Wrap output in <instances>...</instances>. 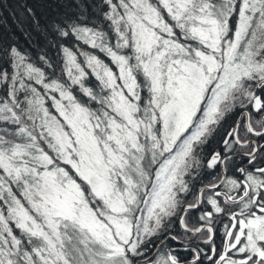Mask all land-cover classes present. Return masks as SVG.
Segmentation results:
<instances>
[{
  "label": "snow or ice",
  "instance_id": "snow-or-ice-1",
  "mask_svg": "<svg viewBox=\"0 0 264 264\" xmlns=\"http://www.w3.org/2000/svg\"><path fill=\"white\" fill-rule=\"evenodd\" d=\"M72 3L0 63V264H264V0Z\"/></svg>",
  "mask_w": 264,
  "mask_h": 264
},
{
  "label": "trees",
  "instance_id": "trees-1",
  "mask_svg": "<svg viewBox=\"0 0 264 264\" xmlns=\"http://www.w3.org/2000/svg\"><path fill=\"white\" fill-rule=\"evenodd\" d=\"M98 2L99 0H85V3L89 5V20L95 19L96 11L93 5ZM76 11L72 0H0V63L3 62L5 51L15 46L36 66L51 73V69H48L39 59L41 55L45 56L55 67L56 74H59L61 67L59 45L73 47L77 42L72 38L57 39L56 34L51 31V26L53 22L61 21L66 15L74 16ZM0 95H3L2 91ZM231 119L229 117L225 120V128L232 124ZM222 132L223 129L213 138L208 151L216 146V139ZM215 175L216 173L207 176L202 174L199 181L195 183V188L203 181H213ZM190 215L194 217L197 213L193 211ZM222 223H219L218 229L222 228ZM216 238L220 245L222 237L219 230Z\"/></svg>",
  "mask_w": 264,
  "mask_h": 264
},
{
  "label": "flooded vegetation",
  "instance_id": "flooded-vegetation-1",
  "mask_svg": "<svg viewBox=\"0 0 264 264\" xmlns=\"http://www.w3.org/2000/svg\"><path fill=\"white\" fill-rule=\"evenodd\" d=\"M232 119H231V122L235 119V117H231ZM216 147V146H215ZM214 147V148H215ZM213 148V149H214ZM244 163H247V161H244ZM236 166L237 167H239L240 166V162L239 161H237V163H236ZM210 182H214V181H210ZM210 182H201L200 184H198L197 185V187H196V189H199L200 187H202L204 184H208V183H210ZM190 201H192V195H187V198H186V202H190ZM219 225V224H218ZM218 225H217V227H218ZM220 227V226H219ZM217 233H218V231H217ZM216 236H217V234H216ZM215 242H216V244L218 245V241H217V238L215 237ZM221 245V244H220ZM219 246V245H218Z\"/></svg>",
  "mask_w": 264,
  "mask_h": 264
},
{
  "label": "rangeland",
  "instance_id": "rangeland-1",
  "mask_svg": "<svg viewBox=\"0 0 264 264\" xmlns=\"http://www.w3.org/2000/svg\"><path fill=\"white\" fill-rule=\"evenodd\" d=\"M88 50H91V49H88Z\"/></svg>",
  "mask_w": 264,
  "mask_h": 264
}]
</instances>
